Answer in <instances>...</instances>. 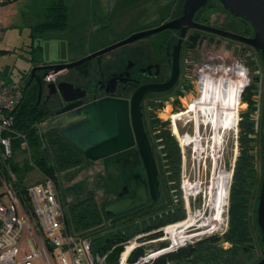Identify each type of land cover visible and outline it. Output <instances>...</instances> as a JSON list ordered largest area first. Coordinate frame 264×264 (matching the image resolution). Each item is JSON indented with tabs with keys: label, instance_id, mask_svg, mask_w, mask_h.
Listing matches in <instances>:
<instances>
[{
	"label": "flooded vegetation",
	"instance_id": "obj_1",
	"mask_svg": "<svg viewBox=\"0 0 264 264\" xmlns=\"http://www.w3.org/2000/svg\"><path fill=\"white\" fill-rule=\"evenodd\" d=\"M183 5L184 2L181 12L170 20L182 15ZM209 6L221 8L227 22L226 26H216L209 21L204 15ZM192 20L243 36H253V28L249 21L230 13L219 0L206 1L205 6L194 13ZM166 21L169 20L163 19L152 27L142 28L131 34L149 30ZM180 33V29H163L140 37L83 63L85 67L81 69L75 67L60 72L52 82L56 86L60 82L70 83L78 89L76 92H72L65 84L62 85V94L58 87L49 86L50 83H46L43 79L44 69L35 71V76L29 84L36 88L37 105L46 112L44 121H48V127L52 124L50 130L57 137L65 140L67 139L60 133L61 128L58 125L63 122L71 121L69 124H73L79 121L76 119L77 113L74 112L76 107H72L78 100L73 99L74 97L84 94V103L106 97L127 101V119L134 143L121 151L96 160L87 158L85 151L73 144L83 161L68 170L78 168L85 163L100 161L103 174L109 171L115 172L120 186L114 194L104 196L108 199L102 204V209L108 202L132 197L139 180L144 184L145 201L140 205L117 215L103 210L105 221L109 222L106 227L109 231L125 228L130 231L134 228L142 229L154 218L172 217L184 213L181 219L135 235L136 242L140 243L137 247L149 245V248L145 249L149 259H153L154 252L168 249L169 251L166 252L168 253L186 245L182 241L176 243L174 234L181 232L183 234L181 237L186 239L192 237L194 233L196 235L202 231L207 233L210 229L213 230L214 206L210 204L209 211L208 208L203 210V214H207L204 219L200 209H194L196 197L192 198V194L202 190V180L199 176L192 184L186 178V157H195L198 160V157L205 152H209L210 156L217 155L220 150L219 143L227 141L229 137L227 129L230 130L232 127V122L226 118L228 106L222 100L227 87L236 82L237 86H243L244 90L251 83L256 82L257 87L263 83L259 69L255 71L257 74L255 81L251 79V70L246 65L252 48L249 45L196 28H187L184 36H180ZM179 40L177 76L168 88L159 90L172 77L173 51ZM219 42L223 43L221 53H225L226 48L237 50L231 49L229 55L222 54L223 56L218 57L206 52L209 47L215 50ZM224 56L228 59H224ZM28 80L29 76L25 83ZM142 87L148 89L142 94L137 106L132 108V95ZM237 106L239 109L240 100ZM133 120L137 128L136 132L132 128ZM144 136L148 140L157 170L159 191L157 200L151 196L146 168L137 142V138ZM220 172H228V170L223 168ZM225 177H229V174ZM216 180L212 184L215 190L211 191L215 197L213 204L217 199ZM91 196L94 197L93 194L87 195L88 198ZM192 214L198 216L196 221ZM227 225L228 216L225 230ZM140 237L142 240L138 241ZM200 239L202 238L195 241ZM161 245L164 247L159 248ZM152 246H156L157 249L153 250ZM228 246L223 245V248ZM263 256L264 254L261 258Z\"/></svg>",
	"mask_w": 264,
	"mask_h": 264
},
{
	"label": "rangeland",
	"instance_id": "obj_2",
	"mask_svg": "<svg viewBox=\"0 0 264 264\" xmlns=\"http://www.w3.org/2000/svg\"><path fill=\"white\" fill-rule=\"evenodd\" d=\"M40 2L41 0H17L6 5L0 4V80L4 83H23L25 74L29 72L31 67L72 62L107 46V44L117 42L139 29L152 27L163 19L170 20V18L181 12L184 0H67V27L63 30L37 32L31 36V26L39 20L38 5ZM209 7L204 13L209 21L216 26H226L227 22L221 8ZM222 44V42H219L215 50L209 47L206 52L212 53L217 57L223 56L222 54L229 55L232 48H226L224 49L225 53H221L223 51L221 48ZM223 58L228 59L225 56ZM246 65L251 70V79L253 81H255V76L257 75L255 71L258 69L260 77L264 78V64L259 52L251 48L249 51V62H246ZM232 86H237V83L235 82L227 87V93ZM259 88L262 98L264 97V81ZM259 107L258 113L261 111V103ZM237 110L231 129H227L229 137L227 141L219 143L220 150L217 155L210 156L209 152H205L198 157V160L195 157H186V178L194 184L197 177L201 176L202 190L197 194H192V198L196 197L194 209H200L203 219L207 215L203 214V210L208 208L207 210L209 211L210 204L214 206L213 198L215 197H213L214 194L212 195V192L215 189H213L212 184L218 178L217 181L221 185L217 186V190L227 189L225 176L232 174L239 153L238 121L240 109H238V106ZM262 114L260 112V115H258L260 119ZM256 116V114L253 115V117ZM42 125L47 126L48 121H43ZM260 140L262 141V137ZM259 144L257 143L258 149ZM12 148L14 161L20 166L24 167L27 165L30 167L27 171L22 168L21 174L23 176L18 177L20 178V184L26 187L39 181L41 173L31 164V159H29L27 154L14 142ZM223 168L227 169L228 172L221 173L220 170ZM256 170L257 178H261L262 160L259 152ZM57 179L62 196L66 201H70L78 195L82 197L91 191L101 206L108 199V197L105 198L104 196L114 194L120 186L114 171H109L107 174L102 173L100 161L85 163L73 170H66L60 173ZM230 184L226 197L227 204L225 203L224 207L222 206V214L218 215L221 216L218 227L213 230L210 229L207 233L202 231V233L196 235L194 233L192 237L188 235L189 237L184 240L185 244L194 242L198 238L223 234L226 228ZM225 194V191L220 193V200H224ZM256 198H252V203L255 204ZM217 202L216 199L214 203L217 204ZM65 213L68 218L67 209ZM192 217L195 221L198 219L196 215L192 214ZM108 224L109 222L104 220L103 225H100V235L108 234L109 230L106 229ZM254 233L255 237H257V232L254 231ZM127 240L120 242L123 246L120 254L127 247ZM141 240L140 237L138 241ZM223 245L225 247L228 246L226 242H223ZM143 246L145 249L149 248L148 244ZM256 248L257 252L260 253L259 256L248 258L247 255L239 254L236 258L226 261V264H255L260 259V255H263V249L258 247V245ZM152 249L156 250L157 247L152 246ZM155 253L152 255L153 259H149L147 264H153V261L159 256L154 255ZM35 264L39 263L36 261Z\"/></svg>",
	"mask_w": 264,
	"mask_h": 264
},
{
	"label": "trees",
	"instance_id": "obj_3",
	"mask_svg": "<svg viewBox=\"0 0 264 264\" xmlns=\"http://www.w3.org/2000/svg\"><path fill=\"white\" fill-rule=\"evenodd\" d=\"M11 1L13 0H5L4 4ZM38 15L39 20L31 27V36L37 32L65 29L68 25L67 0H42L38 5ZM82 67L85 66L82 64L76 68L81 69ZM262 80L264 81L263 77ZM262 98L263 100H261ZM262 98L256 82L248 85L241 93L238 121L239 153L233 167L230 184L227 229L223 234H214L162 254L153 261V264H226V261L236 258L239 254L247 255L248 258L259 256L257 245L263 249L264 254V246L254 221L256 202L252 203V198H256V194L258 198L261 183V178H257L256 169L258 152L262 160V141L260 139L264 121V97ZM260 103L261 114L263 111L261 119L258 116L260 115V112L258 113ZM254 114L257 116L253 117ZM13 115V130L26 137L31 150V161L42 173L52 176L58 183L57 178L60 173L82 163L81 155L71 142L57 137L50 129L42 127V130L39 131V126L45 120L46 112L36 103L35 87L27 86ZM19 142L20 136L15 138L14 144L19 145ZM177 158L179 166V156ZM4 164L6 167L2 173L13 182L18 194L30 206L26 187L20 184V178H18L23 176L22 168L27 171L30 167L20 166L14 161L13 156L7 159ZM178 174L177 170L176 175L178 176ZM90 194L93 193L89 191L82 197L78 195L70 201L65 199L68 210L67 225L72 231L87 235L94 251L101 254L108 253L109 264H114L119 259L123 248L120 242L141 232L157 229L184 216L182 213L172 217H158L151 220L142 229L134 228L131 231L127 228L124 230L112 229L107 235H100L99 227L104 223V212L95 197H87ZM254 231L257 232V237H255ZM223 242L229 244L228 248H223ZM162 247L164 246L161 245L159 248ZM144 253L143 246L137 247L129 259L135 260Z\"/></svg>",
	"mask_w": 264,
	"mask_h": 264
},
{
	"label": "water",
	"instance_id": "obj_4",
	"mask_svg": "<svg viewBox=\"0 0 264 264\" xmlns=\"http://www.w3.org/2000/svg\"><path fill=\"white\" fill-rule=\"evenodd\" d=\"M208 0H185L183 5V12L177 18L166 21L163 24L151 28L146 31L136 32L128 37L117 41L109 46L96 50L82 58L68 63H60L51 66H37L31 68L29 72V80L25 83L24 88L29 86L31 80L35 76V71L40 69L53 68L57 71H65L75 68L99 55L108 52L118 46L129 43L135 39L146 36L151 33H157L163 29H180V36H184L187 28H196L218 34L229 39H235L242 43L249 45L257 50L264 62V0H219L224 8L230 13L242 17L249 21L253 28V36H243L241 34L233 33L221 28H217L205 23L193 21L194 13L202 6H205ZM179 43L175 46L173 51L174 65L173 73L170 81L159 90L168 88L175 80L178 73L177 60L179 57ZM68 85L72 92L78 89L74 88L72 84L60 82L58 85L50 83L49 86L58 87L62 94V85ZM148 88L142 87L137 89L131 98V106H137L142 94ZM40 96V91L39 94ZM84 94L74 97L78 99L72 107H76L74 112L79 119L78 122L69 124L63 122L58 127L61 128L60 133L72 144L79 149L85 151V156L91 160L106 157L118 151H121L132 145L133 137L131 135V127L127 119L126 100H121L112 97L99 98L92 102L84 103ZM52 128V124L48 129ZM132 128L137 131L135 121L133 120ZM138 145L141 150L142 160L146 168L149 189L154 200L158 198V179L157 170L154 158L149 149L147 138H137ZM145 201V187L139 180L136 185L135 194L132 197L121 198L115 201L108 202L103 206V210L112 215L126 212L131 208L140 205ZM255 224L259 230V238L264 246V121L262 125V176L259 189V195L255 205ZM169 251L164 249L157 251V255H161ZM255 264H264V256Z\"/></svg>",
	"mask_w": 264,
	"mask_h": 264
},
{
	"label": "built area",
	"instance_id": "obj_5",
	"mask_svg": "<svg viewBox=\"0 0 264 264\" xmlns=\"http://www.w3.org/2000/svg\"><path fill=\"white\" fill-rule=\"evenodd\" d=\"M5 0H0V4ZM60 71L45 69L43 79L52 83ZM240 85V84H239ZM238 102L243 91L239 86ZM24 83L0 80V264H109L108 253L92 248L87 235L74 232L67 225L65 199L55 179L41 173V179L26 186L30 206L18 194L12 181L2 173L5 162L13 156V142L20 136L19 147L31 159V150L22 134L13 130V111L24 96ZM42 125L39 126V131ZM227 189L231 174L226 178ZM137 236L128 239L125 250L114 264H147L144 253L135 260L130 256L140 243Z\"/></svg>",
	"mask_w": 264,
	"mask_h": 264
},
{
	"label": "bare ground",
	"instance_id": "obj_6",
	"mask_svg": "<svg viewBox=\"0 0 264 264\" xmlns=\"http://www.w3.org/2000/svg\"><path fill=\"white\" fill-rule=\"evenodd\" d=\"M238 95H239V88H238V86H233V87L230 88L229 93L225 92L224 98L222 99L223 102H224V104L226 106H228V110L226 109V118L230 119L231 122H233L234 115H235V113L237 111ZM202 101H203V98H202ZM217 180H218V178H217ZM217 180H216V187L219 186V185H221V183H218L219 181H217ZM224 191L226 192V194L224 196V200H220V197H219L220 196V193H223ZM227 194H228V189H226V190H217V201L218 202H217V204H215V203L213 204L214 205V209H215V219L213 221V229H216L218 227L219 223H220L219 221L221 220V216H218V215L219 214H222V206L224 207V205L226 203ZM213 200H214V198H213ZM182 235L183 234L181 232L178 233V234H174L173 238L176 241V243H179L180 241L184 242V239L185 238L184 237H181ZM156 254L157 253H155L154 255H156Z\"/></svg>",
	"mask_w": 264,
	"mask_h": 264
},
{
	"label": "crops",
	"instance_id": "obj_7",
	"mask_svg": "<svg viewBox=\"0 0 264 264\" xmlns=\"http://www.w3.org/2000/svg\"><path fill=\"white\" fill-rule=\"evenodd\" d=\"M14 1H17V0H13V1H11V2H8V3H5V4L2 3V4L6 5V4L12 3V2H14ZM41 2H42V0H41ZM41 2H40V3H41ZM40 3H39V4H40ZM34 24H35V23H34ZM34 24H33V25H34ZM33 25H32V26H33ZM32 26H31V27H32ZM39 66H41V65H39ZM34 67H37V66H34ZM31 68H33V67H31ZM30 70H31V69H30ZM30 70H29V72H30ZM29 72L25 74V81H26L27 77L29 76ZM25 81H24V82H25ZM24 82H23V83H24ZM42 127L45 128V129H48V128H49L48 125H47V126H46V125H42Z\"/></svg>",
	"mask_w": 264,
	"mask_h": 264
}]
</instances>
